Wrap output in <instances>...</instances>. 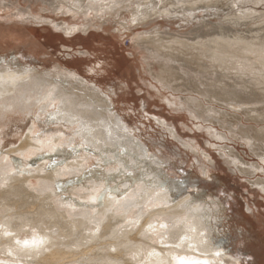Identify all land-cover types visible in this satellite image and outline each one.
I'll list each match as a JSON object with an SVG mask.
<instances>
[{
	"label": "rangeland",
	"instance_id": "1",
	"mask_svg": "<svg viewBox=\"0 0 264 264\" xmlns=\"http://www.w3.org/2000/svg\"><path fill=\"white\" fill-rule=\"evenodd\" d=\"M194 1L157 3V8H170V15H156L141 25L132 24V13H139L135 10L139 7L129 1H122L125 8L99 17L90 8L108 1L0 0V71L15 73L30 65L38 74L48 73L54 80L58 76L65 82L61 91L86 103V98H94L86 90L96 91L100 95L94 98L96 106L104 108L98 98L111 102H107L111 111L144 143L153 162L165 166L170 175L166 185L171 183L176 199L190 194L221 201L224 216L217 224H224V236L227 226L233 233L223 244L225 250L232 249L243 259L250 252L264 259V80L233 76L237 69L233 67L244 62L252 68L264 65V0H226L227 6L222 3L210 10L198 6L193 15L181 13ZM54 2L85 13L82 16L87 15L92 28L69 37L49 23L28 24L14 18L17 12L31 10L53 24L80 23L71 13L52 7ZM82 24L86 27L83 19ZM142 34L141 41L133 40ZM209 40H217L218 46L208 45ZM213 50L219 56H213ZM65 73H76L86 86L72 84ZM174 100L184 103L191 115L172 106ZM98 116L90 115L93 120ZM32 120L28 116L3 128L7 148L1 152L20 142ZM15 125L20 137L14 135ZM38 126L36 132L45 138L64 124L49 126L50 131ZM222 149L238 162L237 168L225 163Z\"/></svg>",
	"mask_w": 264,
	"mask_h": 264
},
{
	"label": "bare ground",
	"instance_id": "2",
	"mask_svg": "<svg viewBox=\"0 0 264 264\" xmlns=\"http://www.w3.org/2000/svg\"><path fill=\"white\" fill-rule=\"evenodd\" d=\"M106 1V5L97 4L90 11H96L101 17L104 12L125 8L122 1H129L139 7L133 5L139 13H132V24L141 25L156 15L167 17L171 12L170 8L156 7L164 0ZM227 1L197 0L181 13L193 15L199 7L219 8ZM52 7L66 15L71 13L80 23L53 24L31 10L17 12L14 18L21 23H49L69 37L91 27L86 21L87 15L82 16L85 13L79 9L61 2H54ZM5 17L11 18L7 14ZM141 36L144 34L136 35L133 40L141 41ZM218 43L207 41L212 47ZM212 55L219 56L215 50ZM233 68H237L233 76L238 80H264V65L252 68L244 62ZM47 75L38 74L30 65L15 73L0 71V264H177L174 257L191 261L207 259L212 264L264 263L263 257H257L254 252L243 259L232 249V255L225 250L223 244L228 243L227 236L233 237V233L227 226L224 236V224H217L225 209L219 199L213 202L210 196L200 198L190 194L175 198L177 192L171 183L166 185L170 175L165 166L153 162L144 143L111 111L108 105L111 102L98 98L104 108L96 106L94 98L100 95L90 89L86 92H91L94 98H86L88 103L79 101L61 91L65 82L58 76L54 80ZM64 75L72 79V84L80 82L86 86L76 73ZM170 104L190 114L180 100ZM90 115L100 116L93 120ZM28 116L33 120L26 135L16 146L1 152L7 146L3 142V128ZM38 123L47 126L49 131L51 127L64 126L40 138L36 135ZM163 124L168 127L166 121ZM15 126L14 135L20 137L17 132L20 128ZM204 129L209 137L216 138L210 128ZM170 133L177 135L174 128ZM73 146L75 152L71 151ZM220 156L226 164L237 168L238 162L223 149ZM261 164L264 166V162ZM101 189L109 191L102 201L90 203V198ZM261 192L264 194V185ZM162 223L167 228H161ZM33 236L42 238L44 243L28 248L15 243L17 239L31 240ZM161 239L172 246L162 247ZM217 251L220 256L215 255ZM152 252L159 255H150Z\"/></svg>",
	"mask_w": 264,
	"mask_h": 264
},
{
	"label": "snow or ice",
	"instance_id": "3",
	"mask_svg": "<svg viewBox=\"0 0 264 264\" xmlns=\"http://www.w3.org/2000/svg\"><path fill=\"white\" fill-rule=\"evenodd\" d=\"M36 135L39 136L40 133H37ZM71 151L75 152V147L74 146L71 148ZM131 174H133V173L130 170L129 171V175H131ZM185 190H187V189H185ZM108 191H109V189L97 190L96 191V195L90 198V203L96 204L97 201H102L104 195ZM152 227H153L152 225H149V228H152ZM160 227L161 228H167V225L162 223L160 225ZM5 234L9 235V233H5ZM15 243L17 245H22L23 247L28 248V247H39L40 245H42L44 243V241H43L42 238H40L38 236H33V238L31 240H28V239H24V240L17 239L15 241ZM159 243L161 244L162 247H171L172 246V245L166 244L163 239L159 240ZM149 254L150 255H159L158 253H155V252H152V253H149ZM9 255H11V253H9ZM215 255L216 256H220L221 253L219 251H217V252H215ZM173 259L177 261V264H212V261L207 260V259L202 260V261H191V260H189L187 258H184V257H180V258L174 257Z\"/></svg>",
	"mask_w": 264,
	"mask_h": 264
}]
</instances>
